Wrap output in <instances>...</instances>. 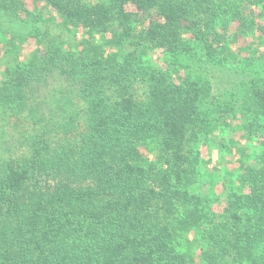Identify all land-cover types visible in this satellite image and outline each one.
<instances>
[{
	"label": "trees",
	"instance_id": "1",
	"mask_svg": "<svg viewBox=\"0 0 264 264\" xmlns=\"http://www.w3.org/2000/svg\"><path fill=\"white\" fill-rule=\"evenodd\" d=\"M31 1L0 0V34L19 45L0 124L42 114L32 98L54 80L49 124L70 121L39 135L27 123L18 154L0 157V264H192L188 236L204 264H264V71L249 78L264 49L232 48L251 33L264 47V0ZM154 50L163 69L145 59ZM220 118L241 119L260 154L225 183L218 215L194 186ZM73 122V141L45 139Z\"/></svg>",
	"mask_w": 264,
	"mask_h": 264
},
{
	"label": "rangeland",
	"instance_id": "2",
	"mask_svg": "<svg viewBox=\"0 0 264 264\" xmlns=\"http://www.w3.org/2000/svg\"><path fill=\"white\" fill-rule=\"evenodd\" d=\"M27 9L31 12L33 9V4L31 0H26ZM40 16L42 18H46L49 16V13L47 11L40 12ZM9 26H12V24H8ZM24 30H28V28L23 24ZM43 29H46L48 27L49 33L51 35L59 36V30L55 26H51V24H48L45 26L43 24ZM9 34H0V80L5 74L6 69H11L12 67L16 66L17 63L15 62V59L12 57L13 55V45L15 48H17L19 45L17 43H13L12 46L9 45L7 42ZM63 39L65 37H62ZM260 35L258 33H251L250 35L240 38L239 41L236 44H233L232 48H243V47H249V45L254 42L257 44L256 48H258L259 52H262L264 47L261 45L259 46L258 40H260ZM100 43L105 39L104 36L98 37ZM67 40V38H66ZM8 43V44H7ZM27 47L29 48H35L34 41H29L27 44ZM130 49V47L128 48ZM251 49V48H250ZM249 54V51H246L242 54V57H247ZM158 54L155 53V50L152 51L150 54L148 53L147 57L145 59L149 62V66L156 68H164V61L161 57V61L157 60ZM255 56H252L253 58ZM20 61L22 59H19ZM261 69L264 71V63H258L256 66H253L250 68V71L252 72L251 75H249V78H252L253 75H258V71ZM255 77V76H254ZM59 84L58 82L50 81L46 86L42 84L40 89L36 91L34 94V97L32 98L34 103L41 104L42 108V114L35 113V116H32L28 118L27 114H22L19 118H12L9 117L8 119L3 120L0 124V157H5L9 155V153L4 152L7 148H11V151L15 152V154H18L17 148H20L19 146L22 143L27 142V132L24 128V126L28 123H34V132H37V135L41 134L43 131L42 127L51 126L52 128L56 129L58 128V125L55 124V122L58 120L60 121V124H63L65 122L70 121V117L67 114H63L60 112L59 117H55L53 122L49 124L50 120V112L49 107L50 102H48V105L46 104L48 101L47 96H50V93L52 92L54 85ZM135 83L134 85H136ZM133 85V86H134ZM64 87L65 84H62ZM138 88V93L143 92L142 85H136ZM241 93H237V95L234 97V102L236 105H238L239 98L241 97ZM76 101V99H74ZM37 108V106H35ZM59 113V111L57 110ZM241 119L239 120H223L219 119L218 123L214 124L215 128L214 130L208 135V143L207 147L201 148V163L198 167V182L194 186V190L197 193H201L202 195H209L212 199L213 197V208L212 211L217 213L218 215L221 214L223 211V208L226 204V187L227 184H225L230 178L231 181L240 173L239 165L240 162L244 165L252 164L255 162L257 156L260 154V139L259 138H247L245 131L241 128ZM74 121H81L76 117V120ZM41 126V128H38ZM69 126V125H68ZM73 130H70V132L65 133V131L61 130V133L58 135H55L53 133L48 134L50 136H47L45 139L49 140V143L54 145H60V144H66L69 141H73L74 138L77 135V131L75 130V127L78 128V124L72 123ZM42 130V131H41ZM26 133V134H25ZM44 136V137H45ZM35 137V136H34ZM52 137V138H50ZM42 139V138H40ZM40 139H31L33 140H40ZM29 141V140H28ZM232 144H234L237 147H245L247 148V152L244 158L241 160H238L239 156L236 153V148L234 149ZM23 147V146H22ZM4 152V153H3ZM1 164V162H0ZM223 186H225V189H223ZM190 241H192V237L188 236L186 239L182 238L179 241L178 250L180 253H186L192 258V264H204L201 258V251L200 247L197 245L190 244Z\"/></svg>",
	"mask_w": 264,
	"mask_h": 264
}]
</instances>
